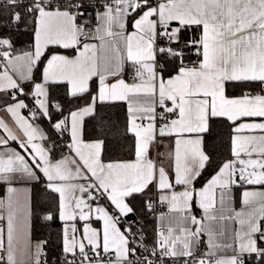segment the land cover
Here are the masks:
<instances>
[{"label": "snow or ice", "instance_id": "6c2138e0", "mask_svg": "<svg viewBox=\"0 0 264 264\" xmlns=\"http://www.w3.org/2000/svg\"><path fill=\"white\" fill-rule=\"evenodd\" d=\"M0 113V264H264V0H0Z\"/></svg>", "mask_w": 264, "mask_h": 264}, {"label": "trees", "instance_id": "16d2710c", "mask_svg": "<svg viewBox=\"0 0 264 264\" xmlns=\"http://www.w3.org/2000/svg\"><path fill=\"white\" fill-rule=\"evenodd\" d=\"M23 39V38H21ZM20 46V45H18ZM112 118L116 119L118 116H120V112L117 110H112ZM229 129L226 128L223 124L217 123L213 133L211 136L208 137V146L207 150L212 155L213 164L210 168H208L204 176L210 177L214 169L217 165L225 161L226 159L230 158V144H229ZM139 203V201L137 202ZM140 219L142 220V224L144 225L145 230L147 233L152 235L153 232V222L152 219L149 217V214L147 211H144L140 215ZM59 227V224H54L51 227L43 226V222L38 221L33 218L32 221V238L34 240H43L49 238L50 233ZM49 255H51V252L49 251ZM246 264H256V261L252 258L246 259Z\"/></svg>", "mask_w": 264, "mask_h": 264}, {"label": "crops", "instance_id": "0c3cea01", "mask_svg": "<svg viewBox=\"0 0 264 264\" xmlns=\"http://www.w3.org/2000/svg\"><path fill=\"white\" fill-rule=\"evenodd\" d=\"M24 114L27 115V111L26 110L24 111ZM0 115H2V113H0ZM12 146L13 147H16V145L14 143H13ZM168 146H169V141L168 140H165L162 145L158 146L157 148H155L152 151L153 158H155L157 156V153L158 152L163 153V152L168 151ZM57 158H59V156H57ZM6 188H7V185H5L4 183L0 182V197H3V196L6 195ZM242 191H243V189L234 188V202H233V207L236 210H240L242 208L241 198H240ZM149 196H154L155 197L154 193H149ZM162 212H167V208H165ZM160 213L157 216V223H158V217H159ZM195 214L197 216H199L201 214L200 213V210L199 209H196ZM167 219H168V217L165 218V222L167 221ZM0 223H2V222H0ZM206 240H207V237H204V241H205L204 247H206ZM33 241H39V240H34L33 239ZM225 242H230V237L229 238H225ZM203 250H204V248H202V251ZM231 254L232 253H231L230 250H224L221 253H219V255L224 256V257L230 256Z\"/></svg>", "mask_w": 264, "mask_h": 264}, {"label": "built area", "instance_id": "2783aa9c", "mask_svg": "<svg viewBox=\"0 0 264 264\" xmlns=\"http://www.w3.org/2000/svg\"><path fill=\"white\" fill-rule=\"evenodd\" d=\"M59 154H60V151L57 150V152H56V156H59ZM152 197L155 199L154 196H152ZM165 208H166V206H164V205H158V206L156 207V211H155V213L148 212L149 217L152 219L153 226H154V227H153L152 235H150L149 233H147V231L145 230L146 242H147L149 245H151V244L153 243V241H154L155 230H156L157 225H158V223H157V216H158V214H159L160 212H162ZM140 220H141V219H140ZM141 223H142V220H141Z\"/></svg>", "mask_w": 264, "mask_h": 264}]
</instances>
